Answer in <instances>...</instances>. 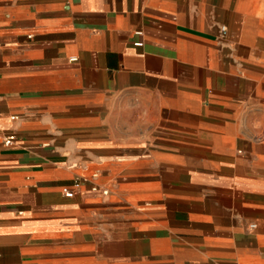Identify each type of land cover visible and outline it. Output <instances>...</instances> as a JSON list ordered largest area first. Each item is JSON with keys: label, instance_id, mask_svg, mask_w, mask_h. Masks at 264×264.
Instances as JSON below:
<instances>
[{"label": "crops", "instance_id": "0c3cea01", "mask_svg": "<svg viewBox=\"0 0 264 264\" xmlns=\"http://www.w3.org/2000/svg\"><path fill=\"white\" fill-rule=\"evenodd\" d=\"M0 264H264V0H0Z\"/></svg>", "mask_w": 264, "mask_h": 264}, {"label": "built area", "instance_id": "2783aa9c", "mask_svg": "<svg viewBox=\"0 0 264 264\" xmlns=\"http://www.w3.org/2000/svg\"><path fill=\"white\" fill-rule=\"evenodd\" d=\"M222 31H225V28H223V30ZM142 33L141 32H137V35H141ZM135 46H137V47H142L143 46V43H140V42H138V43H135ZM16 135H14V134H10V135H8V136H6L5 137V139H4V145L6 146V147H10V146H13L14 145V143L16 142ZM79 183H77L76 184V187H79ZM93 190L94 191H96L97 190V188H93ZM103 193H107L106 191H104ZM65 195H66V197H68V198H72L73 196H74V193L73 192H71V191H66L65 192ZM254 227V226H253Z\"/></svg>", "mask_w": 264, "mask_h": 264}]
</instances>
